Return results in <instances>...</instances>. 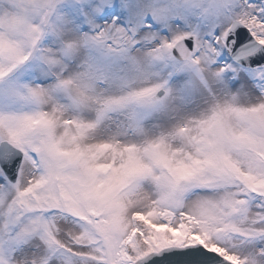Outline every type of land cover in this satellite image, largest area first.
Wrapping results in <instances>:
<instances>
[{
    "label": "snow or ice",
    "instance_id": "1",
    "mask_svg": "<svg viewBox=\"0 0 264 264\" xmlns=\"http://www.w3.org/2000/svg\"><path fill=\"white\" fill-rule=\"evenodd\" d=\"M0 264H264V0H0Z\"/></svg>",
    "mask_w": 264,
    "mask_h": 264
}]
</instances>
